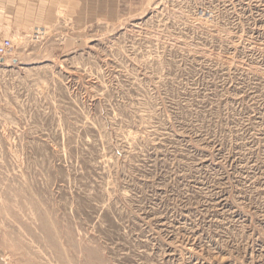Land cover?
Segmentation results:
<instances>
[{
  "label": "rangeland",
  "instance_id": "rangeland-1",
  "mask_svg": "<svg viewBox=\"0 0 264 264\" xmlns=\"http://www.w3.org/2000/svg\"><path fill=\"white\" fill-rule=\"evenodd\" d=\"M88 14L0 7V264H264V0Z\"/></svg>",
  "mask_w": 264,
  "mask_h": 264
},
{
  "label": "crops",
  "instance_id": "crops-1",
  "mask_svg": "<svg viewBox=\"0 0 264 264\" xmlns=\"http://www.w3.org/2000/svg\"><path fill=\"white\" fill-rule=\"evenodd\" d=\"M147 0H0V7L18 13L22 27L54 26L62 19L86 18L91 12L118 18L125 6L137 9ZM102 17V16H101Z\"/></svg>",
  "mask_w": 264,
  "mask_h": 264
},
{
  "label": "built area",
  "instance_id": "built-area-1",
  "mask_svg": "<svg viewBox=\"0 0 264 264\" xmlns=\"http://www.w3.org/2000/svg\"><path fill=\"white\" fill-rule=\"evenodd\" d=\"M14 49L13 41L6 38L0 44V56L3 57Z\"/></svg>",
  "mask_w": 264,
  "mask_h": 264
}]
</instances>
